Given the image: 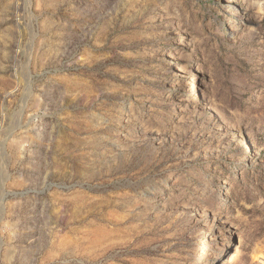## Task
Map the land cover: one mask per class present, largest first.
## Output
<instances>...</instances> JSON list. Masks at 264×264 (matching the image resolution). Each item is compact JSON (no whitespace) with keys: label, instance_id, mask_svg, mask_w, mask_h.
I'll use <instances>...</instances> for the list:
<instances>
[{"label":"rangeland","instance_id":"obj_1","mask_svg":"<svg viewBox=\"0 0 264 264\" xmlns=\"http://www.w3.org/2000/svg\"><path fill=\"white\" fill-rule=\"evenodd\" d=\"M0 264H264V0H0Z\"/></svg>","mask_w":264,"mask_h":264},{"label":"bare ground","instance_id":"obj_2","mask_svg":"<svg viewBox=\"0 0 264 264\" xmlns=\"http://www.w3.org/2000/svg\"><path fill=\"white\" fill-rule=\"evenodd\" d=\"M229 1H230V0H229ZM233 3H234V1H232V2L230 3L231 6H233V7L238 6V3H237V4H233ZM228 11L230 12V11H231V8H229ZM237 11L239 12V20H240V19H244V18H245V17H244V14H243L244 12H243L242 10H239V9H238ZM228 232H229V231L225 232V233H226L225 236H227V235H229V236L232 235V233L229 232V234H228ZM218 249H219V248H218ZM221 251H223V249H222V250L219 249V251L217 252V256H218V257L221 255V254H220V253H222ZM214 258H215V256H214Z\"/></svg>","mask_w":264,"mask_h":264}]
</instances>
